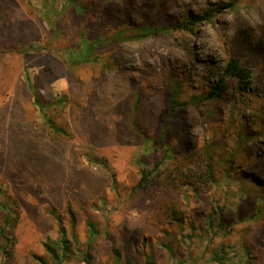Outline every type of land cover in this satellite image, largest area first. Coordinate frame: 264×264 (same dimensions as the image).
I'll use <instances>...</instances> for the list:
<instances>
[{"label":"rangeland","instance_id":"rangeland-1","mask_svg":"<svg viewBox=\"0 0 264 264\" xmlns=\"http://www.w3.org/2000/svg\"><path fill=\"white\" fill-rule=\"evenodd\" d=\"M71 1L0 0L9 264H264V0ZM145 17L151 35L137 28ZM84 28L125 40L73 65ZM230 58L243 81L224 75ZM27 78L44 100L65 98L55 116L68 135L46 131ZM214 83L220 96L193 101Z\"/></svg>","mask_w":264,"mask_h":264},{"label":"trees","instance_id":"trees-1","mask_svg":"<svg viewBox=\"0 0 264 264\" xmlns=\"http://www.w3.org/2000/svg\"><path fill=\"white\" fill-rule=\"evenodd\" d=\"M68 1L70 0H63V6L65 4H68ZM73 1L74 0H72L71 2ZM72 11L76 13L78 12L76 7L72 8ZM194 19H196V16L194 18L192 17L190 20H185L181 22V25L186 26L187 24H191L193 23ZM137 28L143 32L142 35H151L155 33L158 29L156 26L152 25L150 20L146 17L144 18L143 22ZM164 28L166 27L164 26L161 27V30H163ZM121 30L122 29H119L114 34L106 36V35L101 34V32L99 33L97 30H94L92 32L85 28L81 29L79 33L80 40L84 39L87 41V45L85 48L86 54L81 55L77 53V55L73 57L72 64L73 65H77L80 63L97 64V61L100 57V53L98 50L105 49L107 47L114 45L117 42L125 40V36L123 35V32ZM57 31L63 37H66V35L68 34V30L66 26L64 27L62 26V29L57 28ZM106 63L110 65L109 64L110 62H106ZM103 65L105 67L102 66V71H105V69L107 68L105 65V62L103 63ZM223 72L225 73L224 75H230L232 77H236L238 80H241V81H243L245 78L249 76V70L246 67L242 66L235 58H230L229 60L226 61ZM219 81L220 82L222 81V77L219 78ZM25 85L28 87L29 90L32 91V95L34 97V103L38 107V109L42 111L43 113L42 114L43 119H44L43 123H44V128L46 129V131H48L49 133L58 135V136L68 135L67 130L63 128L62 126H60L58 123H56V116H55V110H56L55 107L62 106L65 102V98L60 97L58 98V100H55V101L54 100L52 101L51 99L44 100L42 97H40L35 92L34 87L32 86V83L28 78L25 80ZM222 92H223V87L220 86L219 83H214L210 85V88L206 93H203L198 97H194L193 101L197 103V102H201L205 100H212L220 96ZM178 105L179 103L176 100V92L173 91V94L171 95L170 100H169L170 111H173ZM133 127L135 130L138 131V126L136 122H134ZM240 142L242 141L241 140L237 141L236 143L237 148L241 146ZM237 148L234 149V151H236ZM224 158L226 159V162H230L229 166H227L228 172L232 167H233L232 172L238 173L241 171V168H237L236 165H233V159H232L233 154L232 153L231 155L225 154ZM156 169H157V165L154 166L149 171L146 169H142L141 177L139 181L137 182V187L144 186L143 184L144 181L148 182L149 175L153 173ZM242 171H245V170L242 169ZM249 176L251 179L255 178L254 174L249 173ZM68 210L71 211L70 206H68ZM1 211H2V220H3V224L0 225V237L2 239L1 254L3 255V257H5V260L1 262L0 264H9L10 259L13 257L12 255H13V248L15 244V228H16L17 219L15 220L13 219V217L10 215V212L6 206H1ZM50 212L54 213V210L51 209ZM211 216L212 214L209 215V217ZM89 231H90L91 236H93L96 233L91 222L89 223ZM61 233H63L62 235H64L63 228L61 230ZM62 241L66 242L64 239H62ZM54 257L56 261L58 262L56 264H60L59 261L61 260V258L57 260L56 258L57 255H55ZM214 259H218V258L215 256ZM143 263L144 264H154L148 259L147 255H144ZM124 264H139V262H133L129 257H126L124 259Z\"/></svg>","mask_w":264,"mask_h":264}]
</instances>
